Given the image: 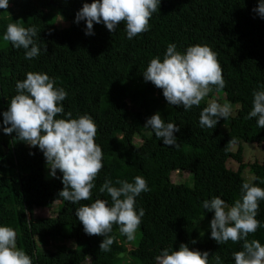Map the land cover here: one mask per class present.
Instances as JSON below:
<instances>
[{"label": "trees", "instance_id": "obj_1", "mask_svg": "<svg viewBox=\"0 0 264 264\" xmlns=\"http://www.w3.org/2000/svg\"><path fill=\"white\" fill-rule=\"evenodd\" d=\"M85 2L93 0H9V8L0 9V226L17 231V245L33 264H156L163 249L179 250L181 243L208 251L211 264L216 255L222 264H235L233 253L243 250V241L220 245L211 238V229L203 237L198 232L202 221L214 217V211L203 208L205 200L220 196L232 205L240 197L246 181L242 144H264V128L258 127L257 118H246L253 92L264 90V18L253 11L259 0H161L150 30L131 40L123 22L115 32L103 23L94 24V35H86V21L75 22ZM55 12L68 28L54 30L50 15ZM18 21L38 29L33 39L41 51L31 60L25 59V49L3 40L7 24ZM170 43L181 53L196 44H207L217 53L226 83L220 92L213 87L209 96L224 93L228 102L245 106L230 118L228 132L221 131L225 118L215 128L201 127L206 104L189 110L170 105L162 89L145 81L143 72L150 60L157 56L163 60ZM30 71L47 73L57 88L65 89V114L71 111L72 118L89 114L97 124L95 141L103 150L104 167L95 180L92 200L74 204L60 198L63 174L57 170V177L46 182V159L39 147L28 148L15 132L3 131V112L17 94L16 83ZM157 112L166 124L180 128L174 132L179 147L165 145L145 127ZM109 113L117 116L115 122H105ZM232 138L236 143L225 150ZM233 146H238L236 152ZM230 160L239 164L237 171L228 168ZM251 169L252 183L264 188V163L256 162ZM174 172H190L193 187L175 184ZM136 176L144 177L149 187L136 198L137 211L145 210L137 243L132 247L133 240L113 225L111 251L101 252L105 237L86 234L76 209L96 198L110 206L111 197L99 191L105 179L119 187L117 180L134 183ZM56 203L62 204L56 215L35 216L36 210L51 209ZM259 203L260 227L248 239L264 245V200ZM37 237L62 244L44 247L37 244Z\"/></svg>", "mask_w": 264, "mask_h": 264}, {"label": "clouds", "instance_id": "obj_2", "mask_svg": "<svg viewBox=\"0 0 264 264\" xmlns=\"http://www.w3.org/2000/svg\"><path fill=\"white\" fill-rule=\"evenodd\" d=\"M160 5L161 0H93L83 4L75 22L86 21V35H94V24L103 23L110 32H115L123 22L127 38L131 40L150 30V20ZM8 8L9 0H0V9ZM253 11L264 18V0H259ZM37 33L35 25L25 27L19 21L8 23L3 40L17 49H25V59L31 60L41 51L33 39ZM143 76L146 82L162 89L170 105H182L185 110L199 106L213 87L220 92L226 83L218 55L207 44L189 46L181 53L170 43L163 60L159 56L152 58ZM261 88L264 89V85ZM16 92L8 110L3 112L4 133L15 132L18 140L38 146L52 177H57V170L63 174L60 198L74 204L92 200L95 180L104 167L103 150L95 141L98 127L93 117L83 114L72 118L71 111L65 114L62 102L68 93L63 87L57 88L55 79L47 73L28 72L26 79L17 81ZM253 97V107L246 118H257L258 127L264 128V90L254 91ZM231 112V105L211 100L201 111L199 123L201 127L215 128L220 118H228ZM145 127L151 128L165 145L179 147L174 132L180 128L174 123L166 124L159 112L147 120ZM235 143L232 138L225 150ZM116 184L120 186H114L112 180L106 178L99 189L100 193L111 197L110 206L107 200L96 198L76 209L86 234L105 237L100 244L101 252L111 251L115 241L110 235L113 225H119L120 234L131 241L145 215L143 208L137 211L136 198L149 191L147 180L136 176L134 183L117 180ZM261 200H264V188L245 181L240 197L232 205L220 196L203 202L204 209L214 211L210 223L212 239L220 245L243 241V250L233 253L235 264H264V245L257 239H248L249 234L260 227L257 215ZM209 257L208 251L193 250L181 243L179 250L163 249L155 260L156 264H211ZM0 264H33L30 255L18 247L17 231L10 226H0ZM215 264H222L219 255L215 256Z\"/></svg>", "mask_w": 264, "mask_h": 264}, {"label": "rangeland", "instance_id": "obj_3", "mask_svg": "<svg viewBox=\"0 0 264 264\" xmlns=\"http://www.w3.org/2000/svg\"><path fill=\"white\" fill-rule=\"evenodd\" d=\"M56 13V16L55 14H51L50 15V21L51 22H56V26H55V29L56 31H59V30H63V29H66L69 27V23L66 22V21H63L61 20V16L57 13ZM60 17V18H59ZM54 31V32H56ZM211 100H216L218 103L220 104H229L231 105V109H232V112H231V115L228 117V118H225V123L221 129L222 133H226L229 131L230 129V118L234 117L236 115V113L239 111V110H242L244 109V105H241L239 103L237 104H233V103H230L226 100L225 98V95L224 93H217V94H214L212 95L211 97L208 95L207 97H205L204 100H202V104H206L208 105V103L211 101ZM135 116V114H134ZM117 119V116L114 114V113H109L107 115L104 116V120L105 122H115ZM148 130L150 132H152L153 130L151 128L148 127ZM2 128L0 127V136L2 135ZM28 148H34L30 145H28ZM242 148H243V157H244V162H243V178L248 181V182H252L254 180V174L252 172V169H251V165L254 164V163H261L263 164L264 163V144L262 145H259V144H255V143H243L242 144ZM238 150V146H233L232 147V151L233 152H236ZM228 168L229 169H232L234 171H237V169L239 168V164H237L235 161L233 160H230L228 162ZM44 176H45V179H46V182H48L49 180L52 179V176L50 175V169L47 167V163L45 164V167H44ZM172 181L175 183V184H183L187 187H193V178H192V174L190 172H174L172 174ZM62 208V204L61 203H56L53 205V207L51 209H44V210H36L35 211V216L37 217H42V218H49V217H52L54 215L57 214V212ZM210 223H211V220L207 221H202L200 227H199V237H202L201 236V232L204 233V235L206 234V232H208L211 227H210ZM139 233V232H138ZM140 234V233H139ZM137 239H138V234L136 233L135 235V239H133L132 243H131V246L134 247L137 243ZM36 241H37V244L38 245H41V246H44V247H53L55 246L56 244H62V242H59V241H45V240H42L40 239L39 237L36 238ZM67 245L71 246V247H75V244L72 242V241H67L66 242ZM129 257H124V260L128 261Z\"/></svg>", "mask_w": 264, "mask_h": 264}, {"label": "water", "instance_id": "obj_4", "mask_svg": "<svg viewBox=\"0 0 264 264\" xmlns=\"http://www.w3.org/2000/svg\"><path fill=\"white\" fill-rule=\"evenodd\" d=\"M51 3H52V1H51Z\"/></svg>", "mask_w": 264, "mask_h": 264}]
</instances>
